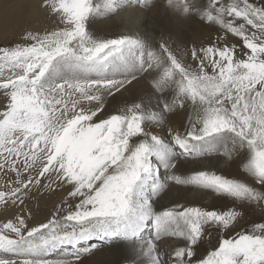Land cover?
<instances>
[{
    "label": "snow or ice",
    "instance_id": "snow-or-ice-1",
    "mask_svg": "<svg viewBox=\"0 0 264 264\" xmlns=\"http://www.w3.org/2000/svg\"><path fill=\"white\" fill-rule=\"evenodd\" d=\"M154 8L215 39L149 37L138 21ZM36 10L46 26L0 46V208L15 209L0 264H86L94 240L111 264H264V0ZM116 18L121 31L93 30ZM55 189L66 196L32 223L33 192Z\"/></svg>",
    "mask_w": 264,
    "mask_h": 264
},
{
    "label": "bare ground",
    "instance_id": "bare-ground-1",
    "mask_svg": "<svg viewBox=\"0 0 264 264\" xmlns=\"http://www.w3.org/2000/svg\"><path fill=\"white\" fill-rule=\"evenodd\" d=\"M3 2H7V4L4 5ZM156 2L159 3V0H156ZM0 4H2V6H0L1 7L0 8V24H1V20L3 19L4 16L8 17V18L13 16L16 25L20 26L24 16L26 15V14H24L25 10H27L29 16H32L33 22H35V23H33V27H36V26L40 27L39 21L42 23L46 22L44 20V18L42 17V15L39 14L36 10L37 0H0ZM5 9H7L6 12H5ZM157 14H168V13H165L162 9L154 8L151 11H146V13L140 19V20H143L142 21L143 31H146L148 35L152 34V32H155L156 29L158 30V34L163 33V31L160 30L159 27L154 28V26H153L154 23H155V25L157 24L155 21V16ZM162 19H164V18H162ZM162 19H161V21L163 23ZM187 23H189V22H187ZM187 23L185 21L181 22V20L177 21L178 26L183 25L182 28L186 27L187 32L189 33L188 27H190V26ZM120 24H121V20L119 18H116L113 20H107V21L96 24L93 30L100 35H112V34L122 30L119 27ZM197 24H198V22H197ZM165 27H166V24H165L164 28ZM111 29H114V31L112 33H108V31ZM159 36L160 35H158V37ZM44 191L46 194H49V193L51 194V195H48L46 197V200H47V206L46 207H47V211H48L47 217H49V214L51 213L53 207L55 205H58L59 202L61 201V199L66 196V191L63 189H55L53 191L44 190ZM38 193L39 192H33L34 195H38ZM173 198H178V199H180L181 202H184L185 200L193 201V202H202L204 204H211L213 202L211 197H203L202 198L200 195H198L195 192H181V193L173 192L171 194V196L166 198V202H167V200H170ZM257 213H258L257 210L255 212H249L248 218L249 219H255L258 221L260 218L258 219ZM100 242L101 241L94 240L93 245H96L97 247L102 248L104 250L101 252H98L96 255H94L89 260H87L86 264H111V262H114L118 259V254L115 251H112V252L107 251V249L105 248V246L103 244H101V245L99 244ZM213 243H215V240H213Z\"/></svg>",
    "mask_w": 264,
    "mask_h": 264
},
{
    "label": "rangeland",
    "instance_id": "rangeland-1",
    "mask_svg": "<svg viewBox=\"0 0 264 264\" xmlns=\"http://www.w3.org/2000/svg\"><path fill=\"white\" fill-rule=\"evenodd\" d=\"M3 3L4 5L7 4V2H3ZM0 6H2V4H0ZM6 10L7 9H5V12ZM24 14L26 15L24 16L20 26L16 25L13 16L10 18L5 17V16L3 17V19L1 20V24H0V46H6L9 42L18 41L20 34L25 28H40L42 26H46L47 24V21L45 23L44 22L42 23L39 21L40 27L39 26L33 27V23L35 22H33L32 16L28 15L27 10L24 11ZM161 19L163 20L164 24L162 23ZM178 19L179 18H176V19L173 18L170 14L169 15L168 14H157L155 16V21L158 25L157 24L155 25V23L153 24L154 28L159 27V29L162 30L165 35H168L169 33H171L173 48L176 47L177 43H181V42L190 43L191 41L207 40L209 37H211L213 40L215 39L216 32L204 25H201L198 21L196 20L185 21L186 23L189 22L187 23L190 26L188 27V30H189V33H188L186 27L182 28L183 25L178 26L177 21L180 20ZM142 21L143 20L138 21L141 30H143ZM165 24H166V27L164 28ZM113 31L114 29H111L108 31V33H112ZM158 35L160 34H158V30L156 29L155 32H152V34H149L148 36L151 38H157ZM48 195H51V194L50 193L46 194L44 190H41L39 191L38 195L33 194L31 199L28 201L27 207L31 208L33 212V217H34V219L32 220V223L44 221L45 218L47 217L48 211L46 207L47 206L46 197ZM14 211L15 209L13 208H8L7 210L0 208V222H3L5 218H12V214ZM257 212H258L257 215L259 219L260 218L259 209H257ZM89 243L93 244L94 241H90ZM99 244L101 245L103 243L100 242Z\"/></svg>",
    "mask_w": 264,
    "mask_h": 264
}]
</instances>
